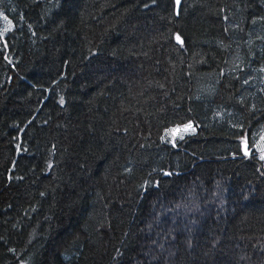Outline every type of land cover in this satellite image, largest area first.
Masks as SVG:
<instances>
[{"label":"trees","instance_id":"obj_1","mask_svg":"<svg viewBox=\"0 0 264 264\" xmlns=\"http://www.w3.org/2000/svg\"><path fill=\"white\" fill-rule=\"evenodd\" d=\"M262 149L264 0H0V264H264Z\"/></svg>","mask_w":264,"mask_h":264},{"label":"rangeland","instance_id":"obj_2","mask_svg":"<svg viewBox=\"0 0 264 264\" xmlns=\"http://www.w3.org/2000/svg\"><path fill=\"white\" fill-rule=\"evenodd\" d=\"M196 127H194L193 122H186L184 124L173 126L168 128L165 131V136L168 138V141L174 142V139L181 138L187 135H191L195 133ZM260 158L263 160L264 163V149L260 152ZM264 166V164H263Z\"/></svg>","mask_w":264,"mask_h":264},{"label":"snow or ice","instance_id":"obj_3","mask_svg":"<svg viewBox=\"0 0 264 264\" xmlns=\"http://www.w3.org/2000/svg\"><path fill=\"white\" fill-rule=\"evenodd\" d=\"M5 19H6V17H5ZM7 30V29H6ZM177 39L179 40V37H177Z\"/></svg>","mask_w":264,"mask_h":264}]
</instances>
